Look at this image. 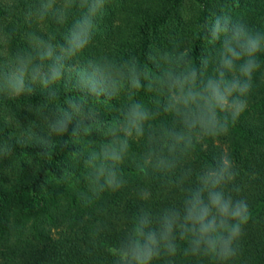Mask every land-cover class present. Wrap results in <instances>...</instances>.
I'll return each mask as SVG.
<instances>
[{
	"label": "trees",
	"instance_id": "obj_1",
	"mask_svg": "<svg viewBox=\"0 0 264 264\" xmlns=\"http://www.w3.org/2000/svg\"><path fill=\"white\" fill-rule=\"evenodd\" d=\"M91 5L98 7L92 40L64 55L72 24ZM213 14L264 34V0H0V264H117L119 244L129 253L134 246L129 231L137 217L182 209L197 176L221 156L237 173L226 194L248 204L237 254L225 264H264V51L227 134L194 142L173 173L152 169L170 155V134L182 131L180 117L165 110L179 94L173 81L195 69L199 84L219 71L221 41L204 28ZM48 51L61 75L45 84L53 60L41 55ZM242 63L224 69L226 76L239 77ZM136 78L141 88L132 87ZM133 103L152 118L142 138L129 139L120 165L125 183L93 195L86 162L125 139ZM176 243L174 256L152 264H219L185 254L188 242L178 232Z\"/></svg>",
	"mask_w": 264,
	"mask_h": 264
},
{
	"label": "clouds",
	"instance_id": "obj_2",
	"mask_svg": "<svg viewBox=\"0 0 264 264\" xmlns=\"http://www.w3.org/2000/svg\"><path fill=\"white\" fill-rule=\"evenodd\" d=\"M51 7V2L44 5L40 14L46 16ZM97 11V5H91L72 24L68 36L69 49L64 51V55H75L89 45L97 30L94 23ZM28 15H31V11ZM63 15L65 13L61 11ZM204 28L205 33H210L212 42L221 41L219 71L215 77L209 75L199 84L195 69L189 75L173 81L171 87L178 89L179 94L175 96L174 104L165 110H171L180 117L182 131L170 134V155L158 157L152 165L154 171L173 173L194 142L202 137L227 134L230 122H235L244 111L246 100L243 97L251 88L253 73L260 68L257 54L264 51V34L251 31L243 22L233 21L227 14H213ZM41 59L53 60L49 72L42 75V82L47 84L49 79L58 80L60 66L53 58L52 51L42 54ZM239 60H243L239 66V77L228 78L224 69L234 72ZM202 63L207 64L208 58ZM131 84L134 88L142 87L139 78L133 79ZM18 88L23 89V78L19 80ZM90 90L95 94L97 85H92ZM151 118V113L143 104L133 103L125 116V139L118 147L113 146L99 156L94 154L86 162L89 191L93 195H99L106 189L116 191L124 185L120 165L130 150L129 139L142 138L144 124ZM189 174L185 172L181 176V184ZM236 175L233 162L227 156H221L214 166L205 167L197 176L198 186L188 191L182 209L165 210L159 217L144 211L129 231L134 238L131 252L119 244L117 264H122L124 258L129 256L128 264H152L162 254L174 256L177 232L180 239L188 242L185 254L212 257L219 264H225L237 254L243 225L248 219L247 202L226 194L227 186L232 184ZM233 190L239 191L236 187Z\"/></svg>",
	"mask_w": 264,
	"mask_h": 264
}]
</instances>
